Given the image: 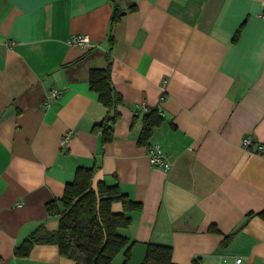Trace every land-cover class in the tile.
Returning a JSON list of instances; mask_svg holds the SVG:
<instances>
[{
	"label": "crops",
	"instance_id": "1",
	"mask_svg": "<svg viewBox=\"0 0 264 264\" xmlns=\"http://www.w3.org/2000/svg\"><path fill=\"white\" fill-rule=\"evenodd\" d=\"M113 1L125 13L110 31ZM113 1L0 0V264H74L56 243L26 256L14 246L57 227L45 205L79 166L140 203L121 230L127 264L150 242L170 245L176 264H264V219L247 218L264 209V0ZM76 33L90 44H70ZM107 53L123 103L102 142L91 129L107 108L88 76ZM149 108L163 116L150 143L167 171L138 142Z\"/></svg>",
	"mask_w": 264,
	"mask_h": 264
},
{
	"label": "trees",
	"instance_id": "2",
	"mask_svg": "<svg viewBox=\"0 0 264 264\" xmlns=\"http://www.w3.org/2000/svg\"><path fill=\"white\" fill-rule=\"evenodd\" d=\"M113 4L110 31L125 13L114 1ZM134 8V3H128L127 10ZM238 31L239 29L236 35ZM109 35L112 40L111 33ZM106 61L104 68H91L88 76L89 88L97 92L98 100L107 108V114L91 129L101 136L102 142L112 139V126L119 119L117 106L123 103L121 94L111 81L109 53L106 54ZM162 120L163 116L158 109H147L142 116L143 124L138 142L149 146L153 127L159 125ZM96 174V166L77 167L73 179L65 184L62 196L45 205L47 213L58 218L57 227L53 230L37 229L14 246V254L26 256L34 243L52 242L58 245L60 254L72 259L74 264H127L132 240L121 230L131 222L127 212L140 208V203L122 192L117 182L95 180ZM115 203H120L121 209L116 210ZM252 214L264 219V209L249 213L247 218ZM213 230L218 231L216 227H213ZM230 235L225 236L223 243ZM119 253H122L123 258L117 263L115 257ZM171 255L170 245L150 242L146 244L140 264H176Z\"/></svg>",
	"mask_w": 264,
	"mask_h": 264
},
{
	"label": "built area",
	"instance_id": "3",
	"mask_svg": "<svg viewBox=\"0 0 264 264\" xmlns=\"http://www.w3.org/2000/svg\"><path fill=\"white\" fill-rule=\"evenodd\" d=\"M68 42L70 44H75L80 47H87L90 44V38L87 34L76 33L69 37ZM61 93L60 89H52L51 96L57 97ZM70 137V132L64 135L61 143H64ZM252 139L250 136H245L242 140V144L245 148H248L251 145ZM259 150L264 148L261 144L257 147ZM147 156L152 165L162 167L165 171H167L171 165L167 154L162 150L159 143H151L147 146ZM232 264H247L241 256H235Z\"/></svg>",
	"mask_w": 264,
	"mask_h": 264
}]
</instances>
